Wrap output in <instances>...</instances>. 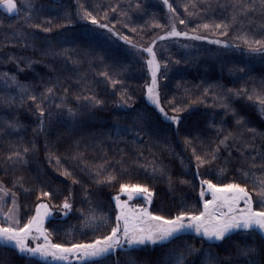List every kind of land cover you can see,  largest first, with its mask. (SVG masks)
Returning <instances> with one entry per match:
<instances>
[{"label": "trees", "instance_id": "obj_1", "mask_svg": "<svg viewBox=\"0 0 264 264\" xmlns=\"http://www.w3.org/2000/svg\"><path fill=\"white\" fill-rule=\"evenodd\" d=\"M15 2L18 12L0 8V184L16 193L21 226L35 214L36 204L45 202L54 211L43 225L53 243L106 235L116 224L113 197L122 183L147 186L153 193L149 211L165 217L182 210H203L201 179L219 185L240 183L252 196L253 208H264L257 194L259 181L264 179V167H260L264 164V137L256 135L253 139L239 127L231 108L258 133H264V117L256 101L228 91L243 88L264 94V54L251 52L235 39L247 35L252 40H264V9L259 0L256 10H249L247 15L237 11L241 0H169L175 14L161 0H27L31 8L25 7L26 0ZM80 5L116 35L82 19ZM180 19L186 23L181 24ZM172 23L181 31L193 34L195 29L194 34L230 45L157 40L154 49L160 62V104L168 115L180 117L178 124L163 119L145 101L148 75L141 50L170 31ZM33 24L51 27L52 31L44 32ZM204 24L210 27L205 29ZM215 24L228 27L215 29ZM222 31L226 34L221 35ZM28 59L38 62L28 67ZM101 72L109 73L119 83L112 85ZM4 73L15 75L37 101L28 99ZM49 87L53 94L42 99L41 94ZM122 93L131 99L122 101ZM93 95L103 103L94 105L84 99ZM37 103L46 113H52L50 117L45 115L43 131L38 127ZM223 103L231 108L226 110L220 106ZM57 104L72 107L76 115H70L67 107L57 108ZM177 107L184 110L173 112ZM140 116L144 119H138ZM222 121L224 131L218 133L212 125ZM9 123L16 126L9 127ZM228 132L238 138L229 139L227 148L220 147L217 160L197 168L193 147L198 154L211 151ZM186 138L192 142L190 146H186ZM25 147L28 153L23 152ZM17 151L23 160L9 161L7 157ZM76 154L82 155L73 159ZM65 169L71 177L62 175ZM239 169L251 174L247 180ZM109 175L114 177L110 182L105 179ZM42 190L52 195L42 197ZM66 197L72 208L66 215H59L55 210ZM90 212L105 220L99 228L84 226L85 215ZM245 244L261 250L255 259L257 264H264V240L257 233L244 231L220 242H209L189 232L164 245L117 250L106 264H167L166 253L172 250L184 251L187 264H202L206 253L226 264H243L245 258H237V248ZM188 246L196 251L189 254ZM0 264L62 263L38 258L30 261L13 245L0 244Z\"/></svg>", "mask_w": 264, "mask_h": 264}, {"label": "snow or ice", "instance_id": "obj_2", "mask_svg": "<svg viewBox=\"0 0 264 264\" xmlns=\"http://www.w3.org/2000/svg\"><path fill=\"white\" fill-rule=\"evenodd\" d=\"M242 6L237 9L239 13L247 15L249 10H256V0H252L248 3L247 0H241ZM164 6L168 9L170 13L175 14V9L173 5L169 3V0H163ZM259 5L261 9H264V0H259ZM25 7L31 8L32 5L27 2ZM139 7V5H137ZM195 7V5H193ZM236 8V4H233ZM0 8H4L8 13L18 12L17 4L15 0H0ZM80 11L82 12V19L90 21L93 25H98L100 28H107L108 31L112 32L113 35L116 33L112 28H109L107 24L100 23L96 16L92 12L88 11L85 5H80ZM185 11H187V5H185ZM28 19H31L29 16ZM173 19V17H169ZM236 16H233V21L235 22ZM71 21H69L70 23ZM181 24H185V20L180 19ZM51 25V21H47ZM35 28H41V24L31 25ZM161 27V25H157ZM199 27V26H198ZM208 29L210 25L204 24L202 26ZM215 29L227 28V25L215 24ZM42 31L51 32V27H42ZM135 31V29H133ZM195 29H193V34L188 32L177 31L175 24L171 25V30L166 32L163 36H157L153 41L147 46L143 47L141 50L147 53L148 59L146 60L149 74L151 76V82L146 85V97L147 100L155 105L156 109L159 110L161 114L164 115L166 120H170L174 124H178L180 117L178 115H173L169 117L165 112V109L160 104V95L158 91V73H160V62L157 60V54L154 50V45L157 40H165L169 37H179L184 36L193 40H203L206 37L194 34ZM221 35H225V32H221ZM128 41L127 37H121ZM237 40H241L245 46L251 52H259L264 54V40H252L247 37V35H239L235 37ZM131 43V41H128ZM210 43L223 44L225 47L230 45L225 44L221 40H213ZM133 47H139L133 45ZM12 59V57H9ZM19 59H25L23 57ZM38 61H32L28 59L27 66L31 67L33 63ZM167 64L165 63V67ZM23 71V69H19ZM239 71L243 72L244 69L241 68ZM101 76L109 79L112 85L119 83V81L112 79L107 72H101ZM3 76L10 79L13 84L20 87L21 91L28 96V99L33 102L37 101V96L31 94L24 85H20L15 75L8 76V73H4ZM67 91V90H65ZM208 89H205L207 92ZM230 93L234 92L236 96L246 95L247 99L250 101H256L258 105V110L262 117H264V94L257 92L255 89L251 93L247 89L228 90ZM53 94V88L49 87L45 89V92L41 94L42 99H47ZM79 100L80 97L78 96ZM86 101L94 105H101L102 100L97 98L95 95L90 97H84ZM131 97H126L123 93L121 95V100L125 103L130 100ZM220 106L226 110L231 108L228 103H223ZM57 108L67 107V111L70 115L75 116L76 113L74 109L70 106L64 104H57ZM36 109L39 112L40 124L39 128L41 131L44 130L45 126V115L49 117L52 115L51 112L45 111L44 107L40 103L36 104ZM183 108H173L172 111L179 113L183 111ZM233 116L236 118V124L245 128L249 133L252 134L253 139L256 135H261L264 137V133H258L255 128L248 127L247 121L243 116H239L236 109L231 108ZM138 119L143 120L144 117L140 116ZM14 123H9V127H15ZM212 126L217 128V132L224 131L223 121L219 124H213ZM232 132H228L219 140L217 147L211 149V151H205L198 154V150L193 147L192 154L196 161L197 168L210 164L212 161L218 159V152L221 146L227 148V141L229 139H237ZM191 141L187 138L185 139L186 146L191 145ZM250 145H245L249 147ZM24 153L29 152V148L25 147L23 149ZM244 153H242L243 155ZM78 155H73V159H76ZM13 158L22 161L23 156L20 152H13L7 157L9 161ZM52 156L49 154V159ZM255 160V157H252ZM56 162L59 165V157H56ZM102 167V166H101ZM252 167H256L255 164ZM260 167H264L261 164ZM243 172L244 178L247 180L251 175L248 171L244 169H239ZM62 175L71 177V172L65 169ZM99 175V172H97ZM197 178H199V173H197ZM20 179V178H18ZM107 181H112L114 177L111 175L105 178ZM98 183L101 181H97ZM73 183H78L77 180H73ZM200 199L202 202L203 210L197 212L191 211H180L177 215L171 217H165L163 215H155L147 207H135L129 206L127 201H122L120 195L117 194L113 199L116 202V224L111 228V231L106 235L96 236L94 239L81 242H71L68 244L64 243H53L50 239V233L46 228H44L45 219L50 216L51 210L50 206L46 203L40 202L35 206V214L30 216L27 222L23 223L21 226V220L18 217V205L16 200V193L12 192V206L9 207L8 212L3 213L6 223L0 225V244L7 246L9 244L13 245L14 248L20 253L25 255L30 259H39L41 261H48L49 259L54 262H62V264H71L74 260L76 264H106L107 259L115 253L117 250L130 251L139 248L140 246L148 245H164L171 243L173 240L179 239L183 234L194 232L197 236L202 237L206 241H224L230 237L232 233L237 231H244L245 233H257L260 238L264 240V208L261 210H255L253 208V199L249 192L246 190V186H242L240 183H227L219 185L213 183L210 179L200 180ZM254 187L256 182L253 181ZM260 187L257 194L262 197L260 203L264 205V179L259 181ZM25 191H30V189H25ZM210 193L212 199H206L205 194ZM120 193L126 194L131 200L133 196L143 194L144 201L146 204L152 203L153 193L145 185L141 184H128L122 183L120 185ZM8 195V189L0 184V205L3 204L5 196ZM52 195L49 191H41L40 196L50 197ZM71 195V193H69ZM243 201V207H240V203ZM61 209L66 215L68 211L71 210L72 204L66 197L64 202L60 205ZM105 220L98 218L94 212H90L85 215L83 221L86 227H96L99 228L101 223ZM33 233L38 234L33 235ZM29 237H32L35 241V246H29ZM42 239V243L39 242ZM125 246L127 248L125 249ZM187 252L189 254L195 252L196 250L191 246L187 247ZM261 250L255 246H248L247 244L237 248V258H245L243 264H257L255 259L258 252ZM168 256L167 264H187L185 259L184 251L176 252L175 250L166 253ZM118 264V262H117ZM129 264H136L135 261H130ZM202 264H226V261L220 260L218 257L213 256L211 253L205 254V259Z\"/></svg>", "mask_w": 264, "mask_h": 264}, {"label": "rangeland", "instance_id": "obj_3", "mask_svg": "<svg viewBox=\"0 0 264 264\" xmlns=\"http://www.w3.org/2000/svg\"><path fill=\"white\" fill-rule=\"evenodd\" d=\"M162 2H163V0H161ZM173 24V23H172ZM98 28H100L99 26H98ZM100 29H102V30H105V31H108V29L107 28H100ZM177 29V28H176ZM171 30V29H170ZM177 31H180V32H185V31H181V30H179V29H177ZM108 32H110V31H108ZM111 34H113L112 32H110ZM163 35H165V34H163ZM162 35V36H163ZM191 35V34H190ZM167 39H175V40H193V39H190V38H188V37H184V36H179V37H169V38H167ZM213 40H219V39H214V38H212V39H209V38H207L206 37V39H203V40H195V41H198V42H200V43H208V44H212V45H216V46H222V47H225L223 44H215V43H210V41H213ZM222 41V40H221ZM225 44H227V43H225ZM228 45V44H227ZM154 47V46H153ZM230 47V46H229ZM155 50V49H154ZM145 54V56H146V58H145V67H146V72H147V75H148V83L147 84H149L150 82H151V76H150V74H149V70H148V66H147V63H146V60L148 59V57H147V53H144ZM145 101L149 104V105H151V106H153L155 109H156V107H155V105H153V104H151L148 100H147V97H146V93H145ZM158 112H159V110L158 109H156ZM159 114L161 115V117L163 118V119H165L164 118V115L163 114H161L160 112H159ZM168 115V114H167ZM169 117H171V115H168ZM166 120V119H165ZM166 121H168V122H170V123H172L170 120H166ZM119 195H120V198H121V200L122 201H127L128 202V204H129V206H135V207H147L148 209H149V204H146L145 203V201H144V197H143V194H139V195H135V196H133V198L131 199V200H129V198H128V196L126 195V194H123V193H120V191H119V193H118ZM116 196V195H115ZM114 196V197H115ZM205 198L206 199H212V196H211V194L210 193H207L206 192V194H205ZM113 202H114V205H115V208H116V202H115V200L113 199ZM43 203H45V202H43ZM12 206V196H11V192H9L8 191V195L7 196H5V198H4V202H3V204L2 205H0V225H3V224H5L6 223V221H5V218H4V216H3V213H6V212H8V209H9V207H11ZM240 207H243V201H241V203H240V205H239ZM50 210H51V215H53V210L50 208ZM116 211H117V209H116ZM55 212L57 213V214H59V215H64V211L61 209V207H59V208H57L56 210H55ZM50 215V216H51ZM50 216H48L47 218H49ZM19 217V216H18ZM46 218V219H47ZM45 219V220H46ZM191 233H193V234H195L194 232H191ZM33 235H37L38 236V234H36V233H33ZM196 235V234H195ZM39 242H43L42 241V239L39 241ZM209 242H220V241H209ZM28 243H29V246H35V241H33V239H32V237H29V241H28ZM150 246H155V245H150ZM48 261H51L50 259L48 260ZM56 263H62V262H56Z\"/></svg>", "mask_w": 264, "mask_h": 264}]
</instances>
